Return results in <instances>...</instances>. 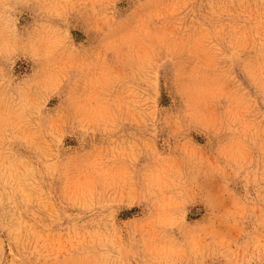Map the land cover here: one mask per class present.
Here are the masks:
<instances>
[{
	"label": "clouds",
	"instance_id": "clouds-1",
	"mask_svg": "<svg viewBox=\"0 0 264 264\" xmlns=\"http://www.w3.org/2000/svg\"><path fill=\"white\" fill-rule=\"evenodd\" d=\"M0 264H264V0H0Z\"/></svg>",
	"mask_w": 264,
	"mask_h": 264
},
{
	"label": "rangeland",
	"instance_id": "rangeland-1",
	"mask_svg": "<svg viewBox=\"0 0 264 264\" xmlns=\"http://www.w3.org/2000/svg\"><path fill=\"white\" fill-rule=\"evenodd\" d=\"M74 35L76 36L78 42H79L80 40L85 39L83 33L79 32V31H75V32H74ZM20 63H22V62H18V64H20ZM168 102H169V101H168V99H167L166 96L162 97V103H163L165 106L167 105ZM50 103H55V101H52V102H50ZM198 139H199V138H198ZM66 143L74 144L75 141H73L71 138H69V139L66 141ZM136 211H138V209H135V208L132 209L131 211H129V210H124V211H122V212L120 213V217H119V218H121V219H126V218H128V217L130 216L131 212H136ZM190 218H191V217H190Z\"/></svg>",
	"mask_w": 264,
	"mask_h": 264
}]
</instances>
